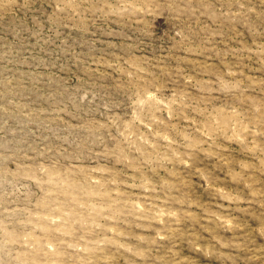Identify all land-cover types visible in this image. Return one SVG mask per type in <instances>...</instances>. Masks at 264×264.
I'll list each match as a JSON object with an SVG mask.
<instances>
[{
    "label": "rangeland",
    "instance_id": "obj_1",
    "mask_svg": "<svg viewBox=\"0 0 264 264\" xmlns=\"http://www.w3.org/2000/svg\"><path fill=\"white\" fill-rule=\"evenodd\" d=\"M0 264H264V0H0Z\"/></svg>",
    "mask_w": 264,
    "mask_h": 264
}]
</instances>
